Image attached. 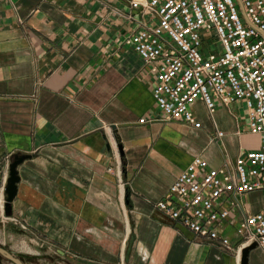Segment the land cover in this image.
<instances>
[{
  "label": "crops",
  "instance_id": "obj_1",
  "mask_svg": "<svg viewBox=\"0 0 264 264\" xmlns=\"http://www.w3.org/2000/svg\"><path fill=\"white\" fill-rule=\"evenodd\" d=\"M127 11L120 0H0V202L12 158L32 156L18 167L15 221L0 222L71 264H240L237 212L229 251L155 204L194 158L221 168L259 149L246 104L210 116L197 101L198 129L164 122L154 79L123 44ZM256 197L264 191L242 198L247 215L264 212ZM249 262L264 264V252Z\"/></svg>",
  "mask_w": 264,
  "mask_h": 264
},
{
  "label": "built area",
  "instance_id": "obj_2",
  "mask_svg": "<svg viewBox=\"0 0 264 264\" xmlns=\"http://www.w3.org/2000/svg\"><path fill=\"white\" fill-rule=\"evenodd\" d=\"M120 1L128 8L122 16L134 26L123 44L139 55L154 79L152 93L164 122L198 129L201 123L192 111L197 101L210 116L218 104L228 108L243 101L250 132L260 139L259 149L221 168L194 158L155 209L229 251L233 231L239 263L242 250L253 243L264 252V212L247 215L242 201L264 191V0ZM224 135L216 132L218 139ZM7 179L6 172L4 186ZM0 210L4 219L15 221L5 216L4 200ZM236 212L240 217L230 231Z\"/></svg>",
  "mask_w": 264,
  "mask_h": 264
},
{
  "label": "rangeland",
  "instance_id": "obj_3",
  "mask_svg": "<svg viewBox=\"0 0 264 264\" xmlns=\"http://www.w3.org/2000/svg\"><path fill=\"white\" fill-rule=\"evenodd\" d=\"M253 209H258L264 203L256 199H251ZM2 214V211L0 210ZM0 222V248L20 259L23 264H71L58 259L56 253L49 251L45 245L39 241H32L30 236L24 231L16 230L13 225L3 228ZM22 229V228H21ZM26 230V229H22ZM0 264H13L0 255Z\"/></svg>",
  "mask_w": 264,
  "mask_h": 264
},
{
  "label": "water",
  "instance_id": "obj_4",
  "mask_svg": "<svg viewBox=\"0 0 264 264\" xmlns=\"http://www.w3.org/2000/svg\"><path fill=\"white\" fill-rule=\"evenodd\" d=\"M119 149H123L121 145L119 146ZM31 158V155H15L9 165V176L4 190V214L7 218L13 217V203L18 194V184L20 183L18 167ZM257 248L258 246L256 243L244 248L241 252L240 264H250V252ZM0 255L11 261L13 264H23L20 259L1 248Z\"/></svg>",
  "mask_w": 264,
  "mask_h": 264
}]
</instances>
